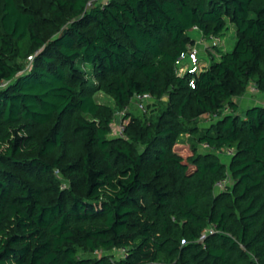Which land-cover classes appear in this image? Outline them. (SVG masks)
Masks as SVG:
<instances>
[{
    "label": "trees",
    "instance_id": "trees-1",
    "mask_svg": "<svg viewBox=\"0 0 264 264\" xmlns=\"http://www.w3.org/2000/svg\"><path fill=\"white\" fill-rule=\"evenodd\" d=\"M227 24L233 48L177 75L188 32L222 39ZM2 82L0 264H264V105L232 113L249 82L264 100V0H0ZM96 92L117 112L168 102L154 121L126 112L111 137ZM227 108L200 134L185 125ZM186 133L233 151L232 188L215 191L225 159ZM114 247L125 256H79Z\"/></svg>",
    "mask_w": 264,
    "mask_h": 264
},
{
    "label": "rangeland",
    "instance_id": "rangeland-1",
    "mask_svg": "<svg viewBox=\"0 0 264 264\" xmlns=\"http://www.w3.org/2000/svg\"><path fill=\"white\" fill-rule=\"evenodd\" d=\"M97 3H101L102 0H94ZM227 31L223 35V38L220 39V45L218 46L219 50L222 52H227L230 51L235 43L236 40V35L234 32V28L232 25L227 24ZM58 30H48L47 33H44V36H47L48 38L53 37L54 34H56ZM188 35L191 37L193 40H198L199 39V34L197 31L191 30L188 32ZM219 56L215 53V51H209L206 56L204 54L201 56L199 67H207L208 64L211 61H218ZM21 65L23 67L22 70H27L31 65L32 61H30L28 58L26 61L21 60ZM254 85L253 83L249 82L247 85V89L245 90L244 93H242L240 96L233 98V102L237 105V109L232 112L233 114H243L244 110L251 106V105H264V100L262 95L258 92V90H253ZM94 99L102 104L106 105L113 110V116H112V122L110 126V136L115 137V136H120L121 132L123 131V126L128 124L129 119L124 120L123 115L128 112V114L132 117L144 119V120H155V118L158 117V115L161 113V111L167 106L168 102V97L163 96L159 100H151L146 104V107L144 109H139L136 105L135 101H132L130 105L127 107L126 111L123 113H117L116 109H114V106L111 103L110 98H108L106 95L96 92L94 94ZM230 110L227 108L225 109L221 115L215 116V117H201L197 121L191 122V123H185L186 127L188 129H196L199 134L204 130V128L209 127L212 123H216L218 119H220L222 116L225 114L229 113ZM179 140L184 143H189L192 144L193 146L196 147V150L199 154H207V153H215V154H221L219 155L220 158L223 157L225 159V167L226 170L223 174V180H225V185L223 188L219 189L215 187L216 192H224L226 190H229V188H232L233 186V178L231 174L228 171L229 167V161H230V156L231 154H228V150L226 149L223 150V152H220L216 149H213L209 147L205 143H199L197 137L186 133L183 134L179 137ZM133 148L136 150V152L142 151L143 147L139 144H132ZM181 151H184L181 149ZM224 161V160H223ZM49 179H53V182L61 187V189H66L69 188V181L67 178L64 176H61L60 174L55 175V176H49ZM56 180V181H55ZM205 236L208 234V232L204 233ZM79 256L82 259H96L101 256H106L110 258L112 261L114 260H119L122 256V250L121 248H112L110 250L106 251H96L93 253L84 251V250H79Z\"/></svg>",
    "mask_w": 264,
    "mask_h": 264
},
{
    "label": "built area",
    "instance_id": "built-area-1",
    "mask_svg": "<svg viewBox=\"0 0 264 264\" xmlns=\"http://www.w3.org/2000/svg\"><path fill=\"white\" fill-rule=\"evenodd\" d=\"M105 1V0H104ZM88 7L92 6V1L88 2ZM194 31H198L196 28H194ZM220 38L216 36H211L209 38H204L202 35L198 40H196L194 43L189 45L187 47V50L182 52L174 61L175 69L177 75H183L184 73L188 72L191 74H197L199 73L204 67H199L201 56L206 54L209 51H213L215 47H218L220 45ZM28 59L32 61L33 56H29ZM193 80L189 81V85L193 87ZM5 83H1L0 87H3ZM253 90H257V88L254 86ZM136 105L139 109H144L146 107V104L150 102L151 96L149 94H143V95H136L135 97ZM117 113H123V111L117 112ZM123 128V127H122ZM121 134V133H120ZM229 151L228 154H233V151L231 149H226V151ZM225 185V180H220L216 182L215 187L216 188H223ZM213 233L212 230H209L208 234ZM205 234L202 235V238H204ZM201 238V239H202ZM122 250V256H125V249Z\"/></svg>",
    "mask_w": 264,
    "mask_h": 264
},
{
    "label": "crops",
    "instance_id": "crops-1",
    "mask_svg": "<svg viewBox=\"0 0 264 264\" xmlns=\"http://www.w3.org/2000/svg\"><path fill=\"white\" fill-rule=\"evenodd\" d=\"M197 33H198V32H197ZM198 34H199V38H200L201 35H200V33H198Z\"/></svg>",
    "mask_w": 264,
    "mask_h": 264
}]
</instances>
